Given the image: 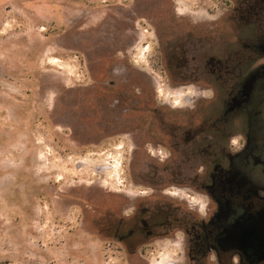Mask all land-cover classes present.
I'll use <instances>...</instances> for the list:
<instances>
[{
    "label": "rangeland",
    "instance_id": "374dc122",
    "mask_svg": "<svg viewBox=\"0 0 264 264\" xmlns=\"http://www.w3.org/2000/svg\"><path fill=\"white\" fill-rule=\"evenodd\" d=\"M233 4L0 0V264H143L112 249L95 220L109 188L151 191L154 109L185 114L192 94L173 75L186 61L173 48L236 49L222 21ZM174 248L149 264H172Z\"/></svg>",
    "mask_w": 264,
    "mask_h": 264
},
{
    "label": "flooded vegetation",
    "instance_id": "af4514ba",
    "mask_svg": "<svg viewBox=\"0 0 264 264\" xmlns=\"http://www.w3.org/2000/svg\"><path fill=\"white\" fill-rule=\"evenodd\" d=\"M222 13L236 29V49L219 44L198 55L187 39L173 48L186 58L173 75L192 94L185 114L154 109L151 191L130 197L109 188L105 217L95 220L112 249L143 264L166 246H176L172 264H264V0H234ZM130 126L133 137L141 127Z\"/></svg>",
    "mask_w": 264,
    "mask_h": 264
},
{
    "label": "clouds",
    "instance_id": "9594fccd",
    "mask_svg": "<svg viewBox=\"0 0 264 264\" xmlns=\"http://www.w3.org/2000/svg\"><path fill=\"white\" fill-rule=\"evenodd\" d=\"M239 139H242V137H240ZM230 143L232 144V146L235 148L236 151H239L242 147H243V143L239 144V147H236L237 143H238V139L237 138H233ZM208 201H211V198L208 196ZM181 246L183 245V241H180Z\"/></svg>",
    "mask_w": 264,
    "mask_h": 264
},
{
    "label": "water",
    "instance_id": "95a60500",
    "mask_svg": "<svg viewBox=\"0 0 264 264\" xmlns=\"http://www.w3.org/2000/svg\"><path fill=\"white\" fill-rule=\"evenodd\" d=\"M257 236H258V238H261L262 241L264 242V236H262L261 233H257Z\"/></svg>",
    "mask_w": 264,
    "mask_h": 264
}]
</instances>
